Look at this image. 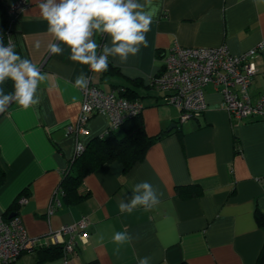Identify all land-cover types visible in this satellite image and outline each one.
Masks as SVG:
<instances>
[{
	"label": "crops",
	"instance_id": "1",
	"mask_svg": "<svg viewBox=\"0 0 264 264\" xmlns=\"http://www.w3.org/2000/svg\"><path fill=\"white\" fill-rule=\"evenodd\" d=\"M0 1L4 9L12 2ZM39 2L28 0L10 31L15 51L35 63L46 80L38 89V105L23 109L12 104L0 114V169L5 172L0 214L8 219L15 205L27 235L42 239L87 218V241L78 242L70 264H137L145 256L151 258L149 264H255L264 243V227L257 219L264 220V181L259 180L264 176V119L231 118L221 106L219 90L207 85L202 116L179 123L178 110L148 81L161 71L163 54L173 45H226L240 55L264 42V0H140L154 12L148 47L126 63L109 57L114 74L90 72L69 59L67 47L62 55L49 54L52 37ZM2 19L0 12V39ZM102 39L100 44L96 37L101 47L110 45L109 37ZM253 62L257 73L248 92L255 101L264 92V46ZM81 72L90 73L104 91L119 86L131 91L143 106L139 118L145 133L164 136L128 171L112 161L85 175L78 188L84 198L67 204L58 187L76 143L86 145L103 135L109 123L105 115L95 114L86 125L88 136L67 132L80 110L81 89L74 81ZM171 124L175 126L168 131ZM114 132L121 137L124 129ZM141 181L162 193L160 203L150 211L138 207L121 213L119 202L130 200ZM21 198L26 201L19 203ZM120 231L133 240L116 254L112 236ZM23 255L14 264H22ZM27 255L25 264L37 259L35 253ZM61 255L43 264H61Z\"/></svg>",
	"mask_w": 264,
	"mask_h": 264
},
{
	"label": "built area",
	"instance_id": "2",
	"mask_svg": "<svg viewBox=\"0 0 264 264\" xmlns=\"http://www.w3.org/2000/svg\"><path fill=\"white\" fill-rule=\"evenodd\" d=\"M28 5V0H12L6 8L10 21L3 32V43L13 44L11 27L18 12ZM264 42L240 55L230 53L226 45L217 48L183 47L173 45L163 54L161 71L148 81V87L163 91V101L178 110V122L198 119L206 110L204 88L207 85L219 90L221 106L237 121L251 118L264 119V92L255 101L249 96V86L257 73L253 62L255 53ZM87 88L81 89L80 110L75 125H68L67 132L88 136L86 125L95 114L108 118V127L102 136L118 130L126 120L138 116L143 108L137 99L126 97L124 86L104 91L94 83L90 73ZM85 144L78 141L74 157L83 152ZM259 180L264 181V176ZM21 198L19 203H24ZM88 220L82 217L77 222L63 225L50 232L47 239L27 235L21 218L14 215L5 219L0 214V264H14L21 254H31L48 244L62 246L61 264H70V256L78 242L88 238Z\"/></svg>",
	"mask_w": 264,
	"mask_h": 264
},
{
	"label": "clouds",
	"instance_id": "3",
	"mask_svg": "<svg viewBox=\"0 0 264 264\" xmlns=\"http://www.w3.org/2000/svg\"><path fill=\"white\" fill-rule=\"evenodd\" d=\"M38 7L52 37L47 49L49 54L62 55L67 47L69 59L87 65L92 73L107 71L109 57L126 63L141 47H148L147 33L151 30L154 12L146 9L140 0H40ZM105 35L110 38V45L104 43L101 47L96 37ZM9 80L13 91L6 93L2 86ZM45 80L46 74L35 63L22 58L14 45H5L0 39V114L7 112L12 104L23 109L38 105V89ZM88 83L89 77L81 72L74 87L85 89ZM132 192L130 200L119 202L121 213H132L138 207L150 211L160 203L162 196L148 181L136 183ZM132 240L127 231L115 232L112 236V243L116 245L114 253L119 254L120 246ZM150 259L138 257L137 264H149Z\"/></svg>",
	"mask_w": 264,
	"mask_h": 264
},
{
	"label": "trees",
	"instance_id": "4",
	"mask_svg": "<svg viewBox=\"0 0 264 264\" xmlns=\"http://www.w3.org/2000/svg\"><path fill=\"white\" fill-rule=\"evenodd\" d=\"M5 9L0 1V12L3 17L2 33L5 31L6 26L10 21ZM1 39H3V36ZM103 42L104 41L101 38L100 44ZM116 72V69L109 63L108 70L105 71V73L114 74ZM2 87L6 93L13 91V85L10 80ZM125 95L129 99L135 98L131 91H126ZM120 129H124V134L121 137H117L115 132H111L108 135L90 139L86 143L83 152L70 161L69 167L67 171H65L58 187L64 192L65 203L74 204L84 198L85 195L78 194V188L85 175L91 173L97 167L112 161L121 163L123 170L128 171L134 164L143 160L150 145L164 136V134L148 136L145 133L139 115L126 120ZM4 178L5 172L0 169V186L4 181ZM15 208V205H11L9 213H16L14 212ZM4 218L7 219V215H5ZM257 219L260 225L264 227V220L259 216ZM34 253L37 255V259L32 264H43L46 261L59 257L62 254V246L59 244H48L45 247L36 249ZM263 262L264 243L255 264H263ZM89 264L96 263L90 262Z\"/></svg>",
	"mask_w": 264,
	"mask_h": 264
},
{
	"label": "water",
	"instance_id": "5",
	"mask_svg": "<svg viewBox=\"0 0 264 264\" xmlns=\"http://www.w3.org/2000/svg\"><path fill=\"white\" fill-rule=\"evenodd\" d=\"M174 126H175V124H171V125L168 127V131H170ZM14 215H15L14 213H10V214L8 215V218L13 217Z\"/></svg>",
	"mask_w": 264,
	"mask_h": 264
},
{
	"label": "rangeland",
	"instance_id": "6",
	"mask_svg": "<svg viewBox=\"0 0 264 264\" xmlns=\"http://www.w3.org/2000/svg\"><path fill=\"white\" fill-rule=\"evenodd\" d=\"M177 122H178V116H177ZM23 256H26V257H24V261L22 262V264H25L29 257H28V255H27V253H25ZM29 256H31V255H29ZM29 263H30V262H29ZM29 263H28V264H29Z\"/></svg>",
	"mask_w": 264,
	"mask_h": 264
}]
</instances>
